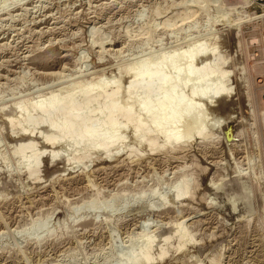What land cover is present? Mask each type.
I'll use <instances>...</instances> for the list:
<instances>
[{"label":"rangeland","instance_id":"1","mask_svg":"<svg viewBox=\"0 0 264 264\" xmlns=\"http://www.w3.org/2000/svg\"><path fill=\"white\" fill-rule=\"evenodd\" d=\"M193 43L216 48L219 70L204 84L227 72L228 99H196L207 98L201 135L167 144L158 131L151 148L134 132L133 117L148 114L126 95L129 68ZM97 80L117 81L118 102L137 113L132 129L117 117L123 141L82 159L73 140L42 143L57 131L28 123L31 104ZM226 115L228 142L214 125ZM263 115L264 0H0V264H119L147 240L151 264H264ZM43 149L60 158L45 151L29 175L23 162Z\"/></svg>","mask_w":264,"mask_h":264},{"label":"bare ground","instance_id":"2","mask_svg":"<svg viewBox=\"0 0 264 264\" xmlns=\"http://www.w3.org/2000/svg\"><path fill=\"white\" fill-rule=\"evenodd\" d=\"M201 44L202 43H193V45H191L187 50L182 51V53L175 51V52L171 53L170 55H166L165 57H161L158 59V61L155 60L156 63L154 65H150V64H153L154 62L153 63H147V61L145 62L143 60L144 62L137 64L136 67H132V68L130 67L129 68V72L132 71L131 74L134 73V74H132L134 76H132L133 79H131V81L129 82L130 83L129 86H126V87H128V90H127L128 94H126V93L125 94L128 95L129 99L130 98L136 99L134 101L138 105V110H139L138 112L142 113L141 115H143V113H144L145 114V115H143L144 117L147 116V114H148V119H145L146 121L149 120L148 122H145V120L144 121L141 120L143 118H141L139 120V118L141 117L139 115L140 113L138 114L139 118L133 117V119L134 118H137V119H134V120L131 119L132 115L137 116L136 112H134L135 114L132 113L133 104L131 102H130L131 105L129 103L128 104L125 103L126 101H128L126 99H124L126 101L123 102L126 105L118 102V97L120 96V93H121V92L119 93V91L122 89L119 88L120 86L116 85L117 81H116V83H113V81H112V85L115 84L116 89H114V91L111 89V93H110L111 95L107 94L108 96L110 95L109 97L104 96L107 93V87H112V85L109 86V84H111V83L108 80L107 81L104 80L103 83H102V80H97L95 83H92V85H89L84 89H82V87H79V89L76 88V90L78 89V91L75 90V92L70 89V92L69 91H66V93L62 92L63 94L60 96L59 95L55 96V95L51 94L52 97H49V98L47 97L46 99H43V100L39 101L38 103L36 102V104H34V106H32V104H33L32 103L31 104L32 108L29 107V110L33 111L34 114L36 112L37 115L39 113L43 114L45 119H43V120L41 119V118H44L43 116L42 117L40 116L38 118L36 114L35 115H36L37 119H35V118L33 119L32 117H29V115L31 113H33L31 111H28L30 113L27 114L28 115L27 118L30 120H28L27 118L26 119H27V121H29L28 123H32L31 120H33L34 123H39L42 121L41 123H43V124H37V125H44V122H45L47 125L45 124L46 128L45 127L44 128L47 129L49 132H53L50 130H55V132H53V133H56V131H57V133H56L57 135L60 133L59 136H56V134L54 135L52 133L51 134L53 136L49 135L50 137L45 135L46 138H44L45 140L43 139L44 141H42V143H45V144L51 143V145H52V144H54V142L56 144L57 140L58 141L66 140L67 142L70 140H73V142H69V143H72V145L67 144L69 146L68 150L71 151V149H73V150L76 149L75 151L78 150L79 152H81L82 155H81V153L78 152L81 156H83V157H81V159L85 158L84 157L85 154H88V157H89V153L93 149H95V150L96 149H103L104 151L110 152L111 148H109V147L111 145H113L112 143L120 142V141H116V140H122L123 139L122 138L123 136L120 137L121 133L118 134L120 136H118L119 139H117V132H118L120 126H124V128H126L125 123L120 124L117 121V119H118L117 117H120V116H121V119H124L126 121V124L128 125L127 126L128 129H132V128H129V125L132 123L131 122L132 120L135 121L134 122V124H135V127H134L135 131L134 132L137 133V135L139 134L136 137H138L139 140H141L143 137L144 138L147 137L146 139H148V140H146L147 141L146 145L147 144H148V146L150 145L151 148H153L152 146H154L156 143L155 140H157L156 134L158 133V131H159V133H162L159 135L163 136V139L166 141V143L168 142L167 144H169V143L172 144V142L173 143L178 142L181 139H184L186 137L189 138V136H192L195 134L201 135L203 128L205 127V126L203 127L202 126L203 124L201 123L202 120H204V119H202V117H203L202 115H206V113L205 114L202 113V108H201V107H203L202 105L207 103V98H209V99L214 98V97L219 98L222 95H224L226 97V95L224 93L228 92L226 87H225V84L222 82V79H223V77H225L227 75V72H222L221 77L217 78L214 83L204 84L205 80L209 79V77H211L217 73V70H219V69L216 67H219L217 64H219L220 62L216 63V60H218L217 57L219 56V55L218 56L215 55L214 49L216 50V48H212V49L208 50L207 48H209V47L205 48ZM207 50L209 52H207ZM197 57H199L200 61L198 59H196ZM211 57H212V59H211ZM194 60H195V63L193 62ZM182 61L184 63H180ZM219 61H221V60H219ZM181 64L183 66H181ZM220 67H222V66H220ZM118 83H120V82L118 81ZM113 87H114V85H113ZM185 88L189 91V92L187 91L188 93L184 92ZM229 92H231V91H229ZM123 93L124 92H122V94ZM226 94H228V93H226ZM99 97H101V98L104 97L102 99V102H100L99 105L97 104L94 109H90L89 103L98 101ZM205 97H207L206 102L204 101V104L202 103V105L200 106V104H201L200 102H202ZM196 99L197 100L202 99L201 101H197L200 104L195 102ZM209 99H208V101H210ZM215 99L220 100V98L219 99L215 98ZM226 99H228V98L226 97ZM122 100H120V101H122ZM223 100H224V98H223ZM129 101H133V100H129ZM224 101H226V100H224ZM135 102H133V103H135ZM217 103H221V102H217ZM120 104H122V105H120ZM224 104H225V102H224ZM17 107H19V105H17ZM135 108H137V107H135ZM18 109H20V113L18 114V116L20 114H22L21 116H23V115L26 116V114H24V113H28L27 112L28 108L26 109L25 107H21ZM57 112H59V114ZM55 113L58 114V116H60L61 118L55 119L56 117H58ZM209 115H211V114H209ZM20 117H18V118H20ZM52 117L54 118V120L51 119ZM230 117H231V115L229 116V118ZM21 118L23 119V117H21ZM223 118H225V117H223ZM229 118H227V115H226V119H228V120L222 119L224 121L221 122V120H219V121H216V122H218V124H214L215 126L218 125L219 126L218 128H221V131H223L222 132L223 134L221 133V135L224 136V139L226 142H228L232 139V131L234 128L233 124H235V122L233 120H231L233 118H231V119H229ZM182 119L184 122L186 120L185 124H182V123H184L183 121L181 124L178 123V122H181ZM11 120L13 121V119H11ZM35 120H39V121H35ZM124 120H122V121H124ZM9 121L10 120H8V122ZM34 123H32V124H34ZM177 123H178V125L179 124L180 125L178 126ZM24 124H26V122ZM18 125H19V123H18ZM181 125L184 126L183 130H181L179 128ZM214 125H212V129L215 127ZM22 127H23V125H22ZM22 127H20V128H22ZM130 127H132V125ZM20 128H19V130H20ZM49 128H51V129L49 130ZM120 129L123 130L122 128H120ZM21 130H22V132L25 131V129H21ZM133 130H132V132H133ZM193 131L195 134L192 133ZM31 133L32 132H30V134H29L30 136L32 135ZM154 133H156V134H154ZM190 133L192 135H190ZM236 133L238 134V132H236ZM24 134H22V135H24ZM149 134H152V135L154 134L155 136H153V138L155 137L154 138L155 140L152 139V137H149ZM29 135H28V137H29ZM144 135H146V136H144ZM234 135H235V133H234ZM236 135H235V137H237ZM36 136L40 137V135H36ZM133 137H134V134H133ZM30 139L31 138H29V140ZM222 141H224V140H222ZM67 142H64V144ZM124 142H126V141H124ZM58 144L63 145V143L57 142V145ZM167 144H165V145H167ZM115 145H118V144H115ZM50 146H49V148L51 149ZM70 146H72V148H70ZM148 146H147V148H148ZM113 147H114V145H113ZM155 148H157V147L155 146ZM44 149L42 150V152H39V153H36L33 150L35 152V154L29 155L30 158L26 159L25 162H23L25 165V168L28 169L29 175H32L35 177V175L38 174V173H36L38 170L37 167H38V165L41 166V164H39V158H40V156L42 158V155H43V158L46 157V156H44V153H45V151L46 152L49 151V150L47 151V149L44 151ZM154 149H152V150H154ZM31 150H32V148H31ZM59 150H60V148H59ZM33 151L31 153H33ZM67 151H65V152H67ZM98 151H100V150H98ZM119 151H121V150H119ZM48 153L52 157V159H50V160H53L54 156H56L57 158L59 157L58 155L55 154L56 152L51 151ZM106 153L107 152H105V155H107ZM66 154H68V153H66ZM72 154H76V152L73 151ZM109 154H111V153H109ZM63 155H65V154H63ZM63 155H61V156H63ZM76 156H78V155H76ZM76 156L72 155L71 158L76 157ZM69 157H70V155H69ZM63 158H65V157H63ZM77 158L79 159L80 157L72 158L70 160H72V162H74L73 160H77ZM55 159L56 158H54V160ZM50 160L48 159V161H50ZM57 160L58 159H56V162H57ZM50 162H52V161H50ZM177 191H179V189ZM176 194L175 195L177 197L182 199V196L186 194V190H180ZM91 207H93V206H91ZM182 235H180V236H182ZM166 239L169 240V238H166ZM166 239L163 238L161 241L162 242L168 241ZM182 239H180V240H182ZM151 241L152 240H150V241L147 240L145 243L141 244L140 246H135L133 249H131V247H130V249L132 251L130 252V249H129L128 252H130V253H127L125 259L124 260L122 259L121 262L119 260V262H120L119 264H151L154 261V257H152V254L151 255L149 254V253H151V251H149V249L151 250V246H152ZM182 243H181L182 244L181 247H183V245H184V242H182ZM178 245H180V244H178ZM178 247L181 250V247L180 246H178ZM159 248H161V247H159ZM162 249H164V248L159 249V252H161V253H159L160 254L159 256L157 255L158 260L165 258L164 255L166 252L160 251ZM165 249H166V247H165ZM174 250L178 251V253H180L179 250H177V249H174ZM123 253H126V252H123ZM121 256H123V255H121ZM116 263H117V261H116Z\"/></svg>","mask_w":264,"mask_h":264}]
</instances>
